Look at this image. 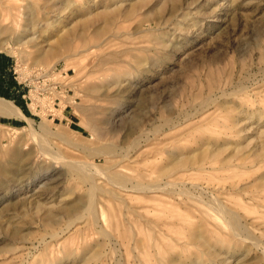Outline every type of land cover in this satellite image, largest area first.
Here are the masks:
<instances>
[{
	"label": "rangeland",
	"instance_id": "1",
	"mask_svg": "<svg viewBox=\"0 0 264 264\" xmlns=\"http://www.w3.org/2000/svg\"><path fill=\"white\" fill-rule=\"evenodd\" d=\"M102 1L0 5V264H264V0Z\"/></svg>",
	"mask_w": 264,
	"mask_h": 264
},
{
	"label": "bare ground",
	"instance_id": "2",
	"mask_svg": "<svg viewBox=\"0 0 264 264\" xmlns=\"http://www.w3.org/2000/svg\"><path fill=\"white\" fill-rule=\"evenodd\" d=\"M127 1V0H125ZM4 0H0V5H4ZM123 3V2H122ZM125 3V2H124ZM99 4V3H98ZM99 5H102V7H104V10L103 12H100L99 14H96V18L97 19H107L113 14V11H110L112 10V7L114 5H118L117 4V1L116 0H108L107 2L105 1H102L100 2ZM129 10V9H128ZM131 10V9H130ZM90 13V12H89ZM215 17V16H214ZM65 39V38H64ZM21 41V39H18L17 40V43L19 44ZM65 40H63L64 42ZM59 42V41H58ZM24 43H27V42H24ZM47 44V43H46ZM48 45H43L41 44V46H38L37 49H42V52L44 53L43 56H47L46 58H49V56L53 55V54H56V48L52 46H49L47 47ZM40 57L42 58L44 61H45V57ZM47 60V59H46ZM40 61H42L40 59ZM0 114H3L4 116H18V117H25L24 113L22 112V110L16 105L14 104L12 101H9L7 99H3V98H0ZM88 130L92 133H95L96 129L95 127L97 126V123H96V120H94L92 117L89 118L87 120V124H86ZM44 127V126H43ZM46 127H44L43 129L45 130ZM49 134H54L53 130H46ZM35 133V131H34ZM37 133V132H36ZM45 139V138H44ZM47 139V138H46ZM41 141V140H40ZM46 141V140H45ZM52 141V140H51ZM43 142V140H42ZM66 142V140H65ZM48 142H46V145L48 148ZM50 144V143H49ZM66 144V143H65ZM45 148V149H46ZM106 149L104 148H100V149H97L95 150V152L93 153V156L96 157L98 159V157H100V155H102L104 152H105ZM18 151V150H17ZM19 152V151H18ZM47 152V150L45 151ZM59 157H63V154L59 153V151H57L55 149L54 151ZM48 153V152H47ZM54 154V153H53ZM12 155H15L12 153ZM11 155V156H12ZM18 156L15 157V159L18 157L20 159V157L23 156V154L20 152L17 154ZM10 156V155H9ZM12 158V157H11ZM121 158V157H120ZM73 160V159H72ZM70 163V162H69ZM79 163V164H78ZM81 162L75 160V161H71V165L74 166V168H78V170L82 173V180L83 182H85L86 184H88L89 188H90V198L91 197H94V191L96 190L97 186H98V178H96V175H103L105 179H108L109 181L111 182H115V183H119V187L123 188H129L126 184H124V177L123 176H120L121 174L116 172V173H113V174H108V173H104L100 166H98L97 162L95 161L94 163H90L88 164L89 166L90 165H94L95 166V171L91 170L88 166H85L80 164ZM70 165V164H69ZM111 166L113 168H118L120 166L119 162L118 161H112V164ZM72 168V167H71ZM110 168V167H109ZM204 168V167H203ZM69 171V170H68ZM44 178H46V176L44 175ZM183 182V181H182ZM114 183V184H115ZM126 183V182H125ZM137 184V183H136ZM135 184V185H136ZM184 184V183H183ZM142 185V184H141ZM153 185V184H152ZM151 185V186H152ZM166 186V185H165ZM164 186V187H165ZM174 186V185H173ZM150 187V186H149ZM157 187H151L149 189L152 190H155ZM49 189L50 187L48 185L44 186L43 188V192L45 193H48L49 192ZM131 191H140V190H144L143 188H141L140 184L137 185V186H132L131 188H129ZM158 189V188H157ZM162 189V188H161ZM185 189V188H184ZM184 189H183V192H184ZM50 193V192H49ZM97 194V193H96ZM89 198V199H90ZM91 200V199H90ZM95 201V200H94ZM218 203L219 201L216 200ZM96 202V201H95ZM216 202V203H217ZM97 204V203H96ZM211 205V204H209ZM223 206V205H222ZM220 207L219 210L222 212V214H225L226 212V209L223 207ZM212 208H213V205H212ZM216 210V209H215ZM86 211H88V213H90L91 215H94L95 214V206H94V203H93V199L92 201L86 206ZM219 211V212H220ZM220 212V214H221ZM233 217V216H232ZM80 218V217H78ZM77 218V219H78ZM82 218V217H81ZM77 221V220H76ZM227 221V220H226ZM229 221V220H228ZM74 223V222H73ZM231 228L232 230H234L233 232L237 234V231L240 230V225L238 224V222L235 220V222L232 224L231 223ZM57 233V232H56Z\"/></svg>",
	"mask_w": 264,
	"mask_h": 264
},
{
	"label": "built area",
	"instance_id": "3",
	"mask_svg": "<svg viewBox=\"0 0 264 264\" xmlns=\"http://www.w3.org/2000/svg\"><path fill=\"white\" fill-rule=\"evenodd\" d=\"M38 69H40V68H38ZM37 69V70H38ZM49 71H52V69H50V68H47V69H44V68H42L41 70H40V72H43L44 74H49ZM39 72V73H40ZM53 72V71H52ZM43 73H41V74H43ZM66 73V72H65Z\"/></svg>",
	"mask_w": 264,
	"mask_h": 264
}]
</instances>
